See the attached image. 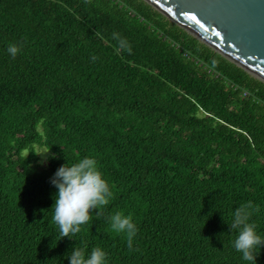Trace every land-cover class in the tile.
Here are the masks:
<instances>
[{"label": "trees", "instance_id": "1", "mask_svg": "<svg viewBox=\"0 0 264 264\" xmlns=\"http://www.w3.org/2000/svg\"><path fill=\"white\" fill-rule=\"evenodd\" d=\"M83 156L113 197L60 238L50 178ZM248 200L264 232V81L145 0H0V264H69L84 244L108 264H253L230 225Z\"/></svg>", "mask_w": 264, "mask_h": 264}, {"label": "clouds", "instance_id": "2", "mask_svg": "<svg viewBox=\"0 0 264 264\" xmlns=\"http://www.w3.org/2000/svg\"><path fill=\"white\" fill-rule=\"evenodd\" d=\"M113 36L119 39L121 48L131 51L127 40L121 38L119 33L114 32ZM21 49L22 44L13 42L9 43L7 52L14 58ZM50 179L57 188L53 219L59 226L60 238H73L74 234L81 231V226L91 219L92 210L102 211L101 206L107 205L113 197L112 187L95 156H83L75 162L61 164ZM259 211L260 206L248 200L232 210L230 222L236 232L232 246L241 253L243 261L253 264H258L257 256L264 248V232L252 219L254 213ZM110 222L115 231L126 233L127 244L132 247L138 231L132 215L118 211L110 217ZM65 256L69 264H108V252L101 246H95L90 251L86 244L74 246Z\"/></svg>", "mask_w": 264, "mask_h": 264}, {"label": "water", "instance_id": "3", "mask_svg": "<svg viewBox=\"0 0 264 264\" xmlns=\"http://www.w3.org/2000/svg\"><path fill=\"white\" fill-rule=\"evenodd\" d=\"M264 81V0H145Z\"/></svg>", "mask_w": 264, "mask_h": 264}, {"label": "rangeland", "instance_id": "4", "mask_svg": "<svg viewBox=\"0 0 264 264\" xmlns=\"http://www.w3.org/2000/svg\"><path fill=\"white\" fill-rule=\"evenodd\" d=\"M44 150H46V149L45 148H37L38 154H39L40 158L42 159V164L45 163L44 160H45L46 156L48 155V151L39 153V152L44 151Z\"/></svg>", "mask_w": 264, "mask_h": 264}]
</instances>
